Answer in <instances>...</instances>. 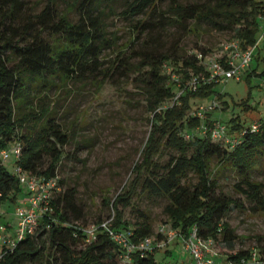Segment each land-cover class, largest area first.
I'll list each match as a JSON object with an SVG mask.
<instances>
[{"label":"trees","instance_id":"16d2710c","mask_svg":"<svg viewBox=\"0 0 264 264\" xmlns=\"http://www.w3.org/2000/svg\"><path fill=\"white\" fill-rule=\"evenodd\" d=\"M116 1L76 0L72 9L77 10L78 18L74 20L51 5L40 14L31 15L23 13L25 0H0V152L20 144L21 153L15 164L39 177L57 176L61 187L57 170L70 136L46 98L60 82L82 81L106 73L102 56L114 47L116 40L108 32L109 15L124 19L147 16L137 22L130 45L108 68L113 74L138 75L147 108L153 114L142 159L133 168L127 190L111 204L115 212L111 226L117 231L133 232L135 243L154 235L145 213L141 212L144 220L134 227L124 220L123 209L130 207L135 197L163 198L168 202L164 209L167 224L181 234L188 235L196 228L200 238L213 239L221 248L233 247L237 236L226 222L232 209L264 212V183L253 179L255 172L264 173V118L258 122V132L248 131L243 136L241 133L251 126L246 127L237 119H232L233 126L226 124L231 136H240V143L234 147L201 136L196 131L201 122L190 112L214 95L216 83L202 84L196 90L189 83L194 76H209L197 57L209 52L201 50L182 56L179 45L171 52L159 51L161 42L157 37L167 27L203 22L219 32H230L232 37L228 40H237L241 50H248L259 36L264 0H208L188 5L178 0H128L120 13L115 10ZM164 1L171 4L172 16L161 11ZM168 65L172 67L170 72L165 71ZM179 92L181 95L171 107L160 109ZM208 118L209 122L215 121L210 113ZM164 157L167 160L163 164ZM214 161L236 172L239 182L234 188L243 200L219 190L218 179L210 170ZM191 173L197 182L186 183ZM21 192L17 176L0 158V209L7 202H16ZM75 195V191L62 194L61 187L54 196L52 216L41 221L34 235L8 249L0 264H122L125 251L108 234L101 233L87 241L82 228L91 223L81 222L83 213L76 205ZM45 236L48 245L43 240ZM256 250L264 262V248ZM252 251L230 254L226 260L239 264L249 259ZM156 252L143 257L132 253L131 261L124 263L158 264Z\"/></svg>","mask_w":264,"mask_h":264},{"label":"rangeland","instance_id":"374dc122","mask_svg":"<svg viewBox=\"0 0 264 264\" xmlns=\"http://www.w3.org/2000/svg\"><path fill=\"white\" fill-rule=\"evenodd\" d=\"M76 0H25L24 14H40L45 7L51 5L61 14H69L78 18L77 10L72 9ZM130 1V0H129ZM128 0H117L115 10H124ZM184 5L208 3V0H178ZM163 14L172 16L171 4L164 1L160 7ZM124 19L122 16L109 15L108 32L116 37L114 47L103 53V70L82 81L59 83L46 100L55 108L58 122L70 136L69 144L64 148V158L57 170L61 180L62 194L75 191V202L83 213L81 222L85 224L114 217L112 203L124 193L132 178L133 168L142 159V152L151 131V114L147 108L146 94L142 84L137 80L136 73H111L120 51L126 50L134 36V26L140 19ZM151 36L150 38H155ZM232 37L230 32H219L207 23L186 22L184 26H172L162 32L159 38V51L171 52L179 45V54L191 56L196 52L207 51L216 55L224 40ZM128 55L130 52L127 50ZM127 55V56H128ZM259 57V61L258 58ZM137 62V61H135ZM138 64V63H136ZM170 65L165 69L170 72ZM255 70V74H253ZM264 43L256 51L249 68L242 73L241 79L220 81L214 85V95L204 100V105L212 102L218 104L211 118L227 125L232 119L240 120L244 126H251L264 118ZM177 79L176 73H172ZM175 74V75H174ZM175 98L164 102L160 109L171 107ZM194 106L193 109H196ZM38 110V109H37ZM167 157L162 158L164 164ZM15 155L4 161L5 167L16 174ZM212 175L218 179L219 190L234 199L243 197L235 191L239 182L236 172L229 167H221L217 162L210 165ZM253 179L264 183V173L255 172ZM186 183L197 182L191 173ZM17 197V201L7 202L1 206L3 215L0 220L17 226L15 209L25 198V188ZM245 202V201H244ZM167 200L163 198L135 197L132 205L123 209L124 220L132 226L142 222L141 212L149 217L153 232L167 224L168 217L164 212ZM249 206V202H245ZM74 219V214H70ZM226 222L234 231L237 239L233 247L218 246L220 260L240 251L264 248V212L251 213L249 210L233 208ZM8 224V225H9ZM10 227V225H9ZM133 227V228H134ZM48 245V237H43ZM188 254L182 243L174 242L167 248L156 252L158 264H174L187 260ZM125 260L122 264H125ZM242 264V263H239ZM252 264V263H250Z\"/></svg>","mask_w":264,"mask_h":264},{"label":"built area","instance_id":"2783aa9c","mask_svg":"<svg viewBox=\"0 0 264 264\" xmlns=\"http://www.w3.org/2000/svg\"><path fill=\"white\" fill-rule=\"evenodd\" d=\"M262 43H264V16L260 19L257 42L250 49L243 51L240 49L237 40H226L220 44L216 55L208 54L204 56L199 53L197 57L208 70L209 76H194L189 86L196 90L202 84L218 83L229 79L240 80L243 71L250 67L256 51ZM181 93L179 92L175 100H178ZM218 107L215 101L209 105L201 103L190 112L191 117L201 122V125L196 129L201 136H209L213 142H222L226 146L234 147L240 143V136L248 131H259L260 124L256 122L251 125L250 130L243 131L240 136H231L226 124L219 121L209 122L208 114ZM186 138H190V133L186 135ZM11 153L18 160L21 153L20 144L1 151V160L6 161ZM15 170L19 184L25 188V198L17 205L14 212L18 220L16 228L9 227L8 223L0 220V262L8 249H14L19 241L27 236L34 235L41 221L46 216H52L54 196L61 191L57 176L39 177L27 172L18 164H15ZM2 215L3 213L0 210V218ZM112 220L113 217L99 223H91L82 228V233L87 241L96 239L101 233L108 234L111 240L125 251V261H131L132 253L138 252L143 257L177 242L183 244L188 257L187 260L174 264H237L231 260H220L216 242L213 239L200 238L196 228H193L188 235H184L170 224H163L154 235L146 236L135 243L132 240L133 232L115 230L111 226ZM52 221L55 222V219ZM240 263L264 264L256 249L251 252L249 259H243Z\"/></svg>","mask_w":264,"mask_h":264}]
</instances>
